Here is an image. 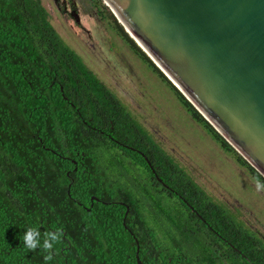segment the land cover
<instances>
[{
	"label": "trees",
	"instance_id": "16d2710c",
	"mask_svg": "<svg viewBox=\"0 0 264 264\" xmlns=\"http://www.w3.org/2000/svg\"><path fill=\"white\" fill-rule=\"evenodd\" d=\"M121 32L126 42L139 53L141 59L151 64L159 79L170 88L189 116L200 124L252 179L259 178L264 182V177L210 125L122 30ZM90 94H97V99L108 102L111 111L115 110L109 116L115 127L121 125L122 117L128 124L133 121L129 111L115 93L59 35L40 0H0V164L5 155L11 153L13 156L23 155L24 161L29 162L27 165L35 163L33 160L42 157L49 162L50 158H56L69 150L72 151V157L79 162L91 160L93 157L100 159L105 157L104 148L88 145L93 137L87 131L83 119L91 116L94 123L93 119L97 118L99 109L91 106L94 99L89 96ZM67 99L80 106V113L75 111L74 106ZM118 113H121V116H118ZM140 130L148 141V148L145 149L142 145V149L152 153V165L168 187L156 179L142 157L130 152L131 156H138L141 168L123 160L125 172L147 173V176L156 182L157 192L150 195L149 189L142 181L134 178L137 188L125 187L126 200L131 207L144 203L156 206L157 250L165 257L172 255L174 262L180 255V264H250L228 244L229 241L254 264H264L263 238L256 231L249 230L243 221L234 217L226 205L213 200L159 142L151 139L142 127ZM41 144L52 147L55 153L42 148ZM105 149L108 152L107 156H111L109 150ZM127 158L128 155L125 156V159ZM32 174L27 171L24 175L13 177L10 173L0 170V212H9L11 229L8 232L10 231L9 235H13V239L22 240L24 233L30 227L40 231L36 212L25 206L24 212H17L15 205L9 199L10 195L20 200L23 196H25L24 200L30 196L29 189L26 194L23 192L22 196L19 194V189L22 184L35 186L36 182L31 178ZM169 188H173L174 192ZM182 197L202 215L204 220L197 216ZM78 198L83 200L79 196ZM113 206L112 203L106 207L112 209ZM72 210L75 211L77 220L68 232L72 237H74L73 232L82 235L74 238L71 245L75 249L71 254L75 261L68 255V262L137 264L136 242L122 224V213L113 220L102 218L100 213V219L96 221L91 219V213L80 205L72 206ZM126 223H128L127 217ZM210 227L224 239L214 233ZM89 231L92 233L90 237L87 235ZM8 232L6 228H0L2 237L0 258L1 255L6 254L4 250H7L11 244L4 237ZM42 234L41 232V243H43ZM139 243H142L139 246L142 247L138 252L139 257L144 263L153 264L144 257L143 242L139 240ZM21 244L22 251L10 249L9 255L15 256V260H23L25 264H45L44 253L39 248L36 251H28L23 242ZM47 264H64L58 244L54 246L53 259Z\"/></svg>",
	"mask_w": 264,
	"mask_h": 264
},
{
	"label": "flooded vegetation",
	"instance_id": "af4514ba",
	"mask_svg": "<svg viewBox=\"0 0 264 264\" xmlns=\"http://www.w3.org/2000/svg\"><path fill=\"white\" fill-rule=\"evenodd\" d=\"M40 1L48 11L49 20L53 18L59 22L64 29L66 38L71 43L81 50L83 49V52L91 56L101 54L102 60L111 58L113 60L112 69H118L119 76L123 75L126 80H142L139 75L140 72L137 73L134 67V65H137L139 67L137 69L144 74L147 80L156 78V71L149 62L143 61L139 53L126 42L124 34L112 20L101 0H47L45 4L42 0ZM57 32L59 33L58 30ZM59 35L73 48L60 33ZM101 81L112 90L103 80ZM115 95L129 111V116L133 121H130L128 124L125 118L122 117L123 119L120 121L121 125L115 127L113 120L109 117L115 110L111 111V106L108 102L100 101L99 98L97 99V94L89 95L94 99L91 106L99 107L96 115L97 118L93 119L94 123H92L91 116L83 119L87 131L93 137V140H90L88 145L104 148L105 157L101 159L93 157L91 160L79 162L76 158L72 157V151L69 150L67 153L60 154L56 158H50L49 162H46L42 157L33 160L35 163L27 165L29 162L24 161L23 155L21 157L19 154L13 156L12 153L5 155L3 162L0 164L1 171L7 174L10 173L13 177L24 175L27 171L32 172L31 178L36 182L35 186H32V184H22L20 186L19 194L21 196L23 192L26 194L29 189L30 196L25 198V200V196L21 200L11 195L8 197L11 203L15 205L17 212H24V206L36 212L38 227L42 233L47 230L61 229V238L57 244L59 245L60 256L64 264H75V258L71 255L75 249L71 245L75 240L74 238H79L80 234L82 235V233L73 232L74 237H72L68 232L69 228L77 220L75 211L72 210V206L75 207V205H80L90 212L91 219L96 221H99L100 213L102 218L105 217L106 220L116 219L122 213V224L125 215V223L126 217L128 219V223H126L127 227L133 231L138 242L139 240L143 242L146 260L153 264H180V255L175 258L176 261L174 262L172 255H166L165 257L164 254L157 250L156 206L144 203L137 207H131L126 200L125 187L134 186L137 188L134 178L142 181L143 185L149 189L150 195H154L157 192L156 182L150 179L147 173L139 171L136 173L125 172L123 164V160H125L133 164V166H139L138 156H140L144 159L147 168L151 170L143 154L147 156L152 165V153H148L149 150L142 149V145L145 149L148 148V141L142 135L140 127L148 133L151 139L157 140L154 128L147 122V118L144 115L145 112L144 110H140V107L144 105V102H147L150 104V109L155 110L156 102L154 99L152 100V96L145 93L129 94L124 98L119 97L116 93ZM64 98L67 97L64 96ZM67 100L74 106L75 111L80 113V106H76L72 100ZM133 105L137 109L132 108ZM120 114L118 113L117 115L121 116ZM41 146L55 153L52 147L44 144H41ZM105 148L109 150L111 156H107L108 152ZM130 152H135L138 156H131ZM127 155L129 158L125 159ZM169 189L171 192H174L173 188ZM78 196L83 200L79 199ZM112 203L114 204L112 209H107L106 206ZM126 205L128 208H126ZM227 208L234 217L243 221L249 230L255 231L246 218L242 217L241 214H237L238 211L235 208L232 209L229 206ZM8 217L9 212H0V228H6V232L11 229ZM211 229L224 239L215 229ZM9 232L4 237L11 244L7 250H4L6 254L1 255L0 263L25 264L23 260H15V256L9 255L10 249H15L17 252L22 251V240L19 238L13 239V235H9ZM87 235L90 237L92 233L89 231ZM1 239L2 237L0 236V241H2ZM140 245L142 243H139ZM68 255L74 261L68 262ZM182 256L186 257L184 254Z\"/></svg>",
	"mask_w": 264,
	"mask_h": 264
},
{
	"label": "water",
	"instance_id": "95a60500",
	"mask_svg": "<svg viewBox=\"0 0 264 264\" xmlns=\"http://www.w3.org/2000/svg\"><path fill=\"white\" fill-rule=\"evenodd\" d=\"M101 1L127 37L264 177V0ZM123 224L135 239L137 264H145L125 215Z\"/></svg>",
	"mask_w": 264,
	"mask_h": 264
},
{
	"label": "rangeland",
	"instance_id": "374dc122",
	"mask_svg": "<svg viewBox=\"0 0 264 264\" xmlns=\"http://www.w3.org/2000/svg\"><path fill=\"white\" fill-rule=\"evenodd\" d=\"M46 1L42 0L44 4ZM50 20L88 67L119 97L134 93L152 96L156 109L151 110L150 104L144 102L145 106L142 105L140 110H144L147 122L154 128L157 142L213 200L235 208L264 240V191H256L254 179L189 116L170 88L158 76L147 80L137 65L134 67L142 80H126L123 75H118V69H112L111 58L102 60L101 54H86L66 38L58 21ZM132 108L137 109L135 105Z\"/></svg>",
	"mask_w": 264,
	"mask_h": 264
},
{
	"label": "clouds",
	"instance_id": "9594fccd",
	"mask_svg": "<svg viewBox=\"0 0 264 264\" xmlns=\"http://www.w3.org/2000/svg\"><path fill=\"white\" fill-rule=\"evenodd\" d=\"M255 188L257 192L264 191V182L259 178H254ZM61 229L46 231L43 233V243H41V232L37 228H28L22 237L24 247L28 251L41 250L45 264L53 259V249L55 244L60 241ZM21 239V238H20Z\"/></svg>",
	"mask_w": 264,
	"mask_h": 264
}]
</instances>
